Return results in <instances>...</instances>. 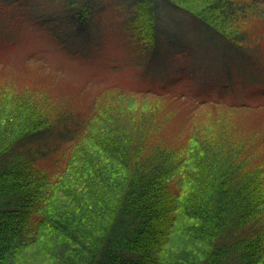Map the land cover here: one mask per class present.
Returning <instances> with one entry per match:
<instances>
[{
	"label": "trees",
	"instance_id": "trees-1",
	"mask_svg": "<svg viewBox=\"0 0 264 264\" xmlns=\"http://www.w3.org/2000/svg\"><path fill=\"white\" fill-rule=\"evenodd\" d=\"M18 1L0 0V30L12 28L11 36L18 38L22 21L29 23L20 25L22 32H54L59 45L71 36L58 34L64 26L79 33L94 26L103 35V0H34L32 7ZM166 1L244 54L250 22L264 18V0ZM115 3V16L106 17L118 21L105 28V44L127 56L154 55L156 28L149 43L146 33L151 36L160 0ZM40 51L46 52L23 55L24 62L39 60ZM69 55L84 66L91 57L77 49ZM256 60L250 70L262 82L264 63ZM138 61L126 64L136 68ZM119 67L110 62L98 77ZM106 82L98 81L102 91L154 98L172 92L163 84ZM2 97L0 264H264V156L251 160L255 151L198 132L173 143L156 140L149 116L102 104L54 112L42 109V101Z\"/></svg>",
	"mask_w": 264,
	"mask_h": 264
},
{
	"label": "rangeland",
	"instance_id": "rangeland-1",
	"mask_svg": "<svg viewBox=\"0 0 264 264\" xmlns=\"http://www.w3.org/2000/svg\"><path fill=\"white\" fill-rule=\"evenodd\" d=\"M130 1H102L108 6L102 15L105 28L110 22L118 21L106 17L108 11L115 16V2ZM18 3L27 7L35 5L34 0ZM158 6L155 26L150 28L151 36L146 33L149 38L146 43H149L156 28L154 55L149 52L127 56L122 52L123 56L117 45L105 44L109 37L105 28L103 35L98 36L94 26H91L92 31L82 33L64 26L58 34L69 36L70 33L71 36L67 44L60 45L55 41L54 32L30 28L22 32L20 29L29 25L28 22L19 24L18 38L11 36L12 28L0 30V95L10 102L26 97L35 106L42 101L45 103L42 109L54 112L66 108L88 111L102 104L133 116H149L154 124L153 133L157 135L152 133V137L156 140L159 137L173 143L198 132L211 142L219 139L220 144L226 140L244 152L255 151L251 160L259 159V162L264 156V80H253L260 78L251 72L249 65L256 59L264 63V18L250 22L248 39L243 42L250 49L244 54L226 42L215 40V34L196 23L187 11L166 0H160ZM8 36L15 38L16 44L8 41ZM35 49L46 52H39L42 54L39 60L24 62L23 55ZM76 49L90 53V61L85 66L69 55ZM127 59L140 63L136 68L134 64L129 68ZM116 61H120L119 70H110L98 77L100 70ZM98 81L135 88L163 84L172 92L166 97L154 98L110 87L102 91L104 85H99ZM203 100L206 102L201 103ZM244 102L249 103L247 108H228L230 104ZM146 127L151 130L147 124Z\"/></svg>",
	"mask_w": 264,
	"mask_h": 264
}]
</instances>
